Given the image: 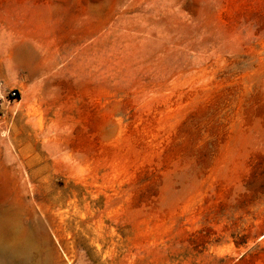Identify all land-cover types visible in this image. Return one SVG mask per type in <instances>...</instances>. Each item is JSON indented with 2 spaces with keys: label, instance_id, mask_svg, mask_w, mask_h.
Listing matches in <instances>:
<instances>
[{
  "label": "rangeland",
  "instance_id": "374dc122",
  "mask_svg": "<svg viewBox=\"0 0 264 264\" xmlns=\"http://www.w3.org/2000/svg\"><path fill=\"white\" fill-rule=\"evenodd\" d=\"M0 83V194L48 160L35 264H264V0H0Z\"/></svg>",
  "mask_w": 264,
  "mask_h": 264
},
{
  "label": "bare ground",
  "instance_id": "6f19581e",
  "mask_svg": "<svg viewBox=\"0 0 264 264\" xmlns=\"http://www.w3.org/2000/svg\"><path fill=\"white\" fill-rule=\"evenodd\" d=\"M31 56L35 57V54L32 53ZM46 158L40 155L18 154L8 159L11 165L18 167L16 181L19 188L15 196L0 194V264H35L41 255L44 261L47 259L45 248L48 245H46L44 222L48 217V211L40 202L43 179H38L46 168L48 162ZM35 166L39 167L34 169ZM95 241L99 250L104 243H110L102 234H98ZM119 248H122V243L119 244ZM116 251L118 255L122 253L121 250ZM114 252H110V259L107 257L102 259L103 262L107 264L113 260Z\"/></svg>",
  "mask_w": 264,
  "mask_h": 264
},
{
  "label": "built area",
  "instance_id": "2783aa9c",
  "mask_svg": "<svg viewBox=\"0 0 264 264\" xmlns=\"http://www.w3.org/2000/svg\"><path fill=\"white\" fill-rule=\"evenodd\" d=\"M18 90L15 88L5 89L0 83V101L15 100L18 97Z\"/></svg>",
  "mask_w": 264,
  "mask_h": 264
}]
</instances>
